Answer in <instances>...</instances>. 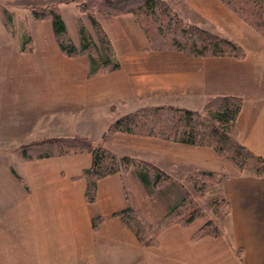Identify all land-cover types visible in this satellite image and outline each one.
Wrapping results in <instances>:
<instances>
[{
    "label": "crops",
    "instance_id": "crops-1",
    "mask_svg": "<svg viewBox=\"0 0 264 264\" xmlns=\"http://www.w3.org/2000/svg\"><path fill=\"white\" fill-rule=\"evenodd\" d=\"M171 7L178 14L168 22L178 21L181 27L188 21L217 31L229 17L251 32L259 31L222 0H179ZM62 13L73 42L80 46L82 23L73 36ZM165 13L99 12L97 20L121 67L95 74H90L87 54L68 57L61 51L54 31L49 40L32 34L25 49L23 40L0 39V264H264V174L243 170L207 146L121 131L104 138L114 114L142 106L200 110L211 96L237 94L243 98L238 138L264 159V39L248 43L250 58L208 50L199 54L162 35L159 16ZM82 26L95 34L92 22L90 27ZM53 65L57 71L50 70ZM102 112L104 119L113 121L97 137H89L95 143L104 142L115 152L120 146L142 148L150 152L145 158L159 161L154 163L160 167L166 162L180 165L177 173L193 167L224 174L222 195L230 203L225 232L194 240L203 219L188 226L173 223L158 234L155 245H144L117 213L129 205L139 211L144 208L145 218L155 223L168 207L162 213L156 210L157 202H131L125 176H130L143 198L147 196L135 172L101 178L96 201L89 202L83 172L93 164L91 152L38 159L19 154L21 145L51 135L86 136L91 132L62 129L65 118L80 124L83 115ZM91 126L85 122V127Z\"/></svg>",
    "mask_w": 264,
    "mask_h": 264
},
{
    "label": "trees",
    "instance_id": "trees-1",
    "mask_svg": "<svg viewBox=\"0 0 264 264\" xmlns=\"http://www.w3.org/2000/svg\"><path fill=\"white\" fill-rule=\"evenodd\" d=\"M174 1L176 0L78 1L79 9L82 12H88L90 20L99 36L98 42L81 25L79 30L81 35L80 46H77L73 42L59 5H34L31 12L36 19H49L51 21L56 41L66 56L73 57L87 54L90 58V74H95L119 69L121 62L115 56L110 38L94 13H92V9L100 10L108 15H119L126 12L138 14L141 11L147 12L150 10L162 13L163 11L169 12L172 9L171 3ZM222 1L245 21L264 34V0ZM0 13L6 26L14 32L11 11L7 7L0 5ZM181 29L186 33V39L183 44L190 46L191 50L196 53L203 54L208 50L215 54L245 56L244 49L235 41L204 26L186 22L182 25ZM23 42V49H25L28 48L26 47V43L31 44L32 39L25 37ZM242 104V96L228 94L211 96L202 110L184 107L142 106L115 119L108 126L104 138H108L113 133L121 131L160 136L174 142L189 145L207 146L211 147L219 155L233 160L241 169H253L258 175H263L264 159L253 153L238 138L237 117L241 111ZM166 108L173 111L170 115L172 116L171 118H166L164 114H161V112L166 111ZM164 122L170 123L165 124ZM78 151H89L93 156L92 166L86 168L83 172V177L87 184L86 197L89 202L96 201L97 183L101 178L128 171L130 163L134 159L140 160L141 163L145 164L143 166L146 168L138 169L135 172L141 178L146 188L157 186L162 179L171 176L166 169L161 168L154 162L129 154L118 155L111 148L107 147L104 142L95 143L91 138L78 134L45 137L23 144L21 147V155L28 159L51 157ZM147 168H150V170H147ZM151 170L154 173L150 172ZM14 172L17 174L16 171ZM188 174L190 178L201 183L197 193L204 191L203 188L206 181L216 183L218 181L222 182L225 179V175L220 172L198 168H188ZM154 175L155 178L153 180ZM18 177L25 183L22 176L18 175ZM186 196L169 209L167 215L161 222L155 224L154 228L139 216L132 205L119 211L117 214L135 232L144 245H155L157 243L156 235L162 228L173 223H181L183 226H188L192 221L205 216L206 209L204 208L207 206L197 205L196 201L193 202L192 198H189L191 200H186ZM209 206L211 208L208 207V209L213 210L221 220L225 215L224 211L222 212L223 208L227 213L230 210V203L225 196L212 200ZM210 214L211 219H209L205 228L200 229L194 235L195 239L205 234L222 235L225 232L224 224L222 222L221 224L215 222L211 212Z\"/></svg>",
    "mask_w": 264,
    "mask_h": 264
},
{
    "label": "rangeland",
    "instance_id": "rangeland-1",
    "mask_svg": "<svg viewBox=\"0 0 264 264\" xmlns=\"http://www.w3.org/2000/svg\"><path fill=\"white\" fill-rule=\"evenodd\" d=\"M78 1H82V0H0V5L7 7L11 11V13L13 15V23H14L13 28H14V30L16 29V31H17L16 33H14L10 30V28H8L6 26V23L3 19V16L0 13V39L3 38V40H5V41L14 42L15 40L20 41V40H23L25 37H30L33 40L32 34L42 35V39H46V38L48 40L52 39L53 30H52L51 21H49V19H44L47 21H44V24H43L44 26L41 28L39 26L40 25L39 23H41L42 20L36 19L32 15V12H31V9L34 5L47 6L50 4H54V5L57 4L60 6V10H61V12L63 10L64 15L66 17V20L68 21V24L71 28L72 35L75 36L76 30L78 29L77 24H79V26H80L81 23H82V25L84 23V25L88 26V27H90L89 25H91V21H90V17H89L88 12H82L79 9L78 4H77ZM91 11H92V13H94L96 18L99 17V12H102L100 10H95V9H92ZM151 11L152 10L147 11V12H151ZM163 12H165V11H163ZM169 12H171V14H169L167 12V15L165 13L164 15L159 16V20H160L159 30L163 36L167 35V37H169V42L172 39H175V41H178L179 43H183L186 39V33L182 32L180 30L181 29L180 22H176V21H174V23L168 22L169 21L168 19L175 18V16H177L178 13L176 12L175 8H172ZM159 13H160V11H159ZM173 15H175V16H173ZM143 19L146 20L147 18L143 17ZM184 23H185V21H184ZM182 25H184V24H182ZM204 27H206V26H204ZM73 28H74V30H73ZM206 28H208V27H206ZM93 29H94L93 31L95 33L94 35H92L89 31H88V33L93 38L95 37V40L99 42V36H98L97 31L95 30L96 28L93 27ZM68 31H69V29H68ZM214 32H217L218 34L226 36L230 39L235 38L234 41L242 46V48L245 51V55H247L249 58L252 57L253 53H252V50L248 47V43H252L254 41H259L261 39H264L263 33H261L263 35L262 36L259 31L256 32V30H252V32H251L243 26L234 24L232 19L229 17L225 18V20L219 25V29L217 31H214ZM69 34H70V32H69ZM1 35H2V37H1ZM70 36H71V34H70ZM49 42H51V41H49ZM48 44L49 43L47 42V45ZM49 50H50V52L53 50L51 48V45H50ZM227 55L235 56L232 54H227ZM235 57L243 58V57H239V56H235ZM50 70L51 71H57V68L53 65V67H51ZM218 95H228V94H218ZM234 95H237V94H234ZM201 109H203V107ZM172 112H173L172 110H169L166 108V111L161 112V114H164V117H166V118H171L172 116H170V115ZM105 113L106 112H102L99 114L97 113L93 117H88L85 114V115H83V118L80 119V124H76V123L74 124V123L69 122V118L67 117V118H65L66 124L62 127V129H70V130L74 129L77 131L79 130L78 131L79 133L87 131V132H91V133H86V136H88V137L96 136L97 137L98 136L97 133L100 129H104L106 125H109L113 120L117 119L119 116L117 114H114L113 120H111V117L104 119L103 115ZM90 115H92V114H90ZM59 118H60V116L57 117V119H59ZM50 122H51V120H50ZM85 122H86V125L91 124L92 125L91 128L85 127ZM164 123L169 124L170 122H164ZM52 130L53 129L51 127L50 132ZM138 134H140V133H138ZM141 135L149 136L147 134H141ZM51 137H55V136L51 135ZM152 137H157V136H152ZM158 137L165 139V138L160 137V136H158ZM166 140H169V139H166ZM95 141H97V140H95ZM18 146H20V145H18ZM21 147H22V145H21ZM120 147H118L117 149L114 148L117 150L116 153L118 155L129 154V155H133L135 157L137 156L139 158L146 159V158H148V153H150L149 151H144L142 148H138V147L128 146V150L120 149ZM18 150H19V154H20L21 148L19 147ZM118 152H120V153H118ZM150 156L151 155H149V157ZM154 161L159 163V161H156V160H154ZM162 164L163 165L161 168L166 169L168 171V173H170L171 176L168 178L162 179V181L157 186H154L151 188H146V186L142 182L141 178L135 172V171H138V169L146 168L145 166H143L145 164L141 163L140 160H135V159L130 163L128 171L132 170L133 172H135L134 175H135V178H137L136 181H137V183H139L140 189H144L147 192V196H148V198H147V196H145L143 198L141 195V191L137 190V188L134 187V184L130 180V176H125L126 177L127 193H128L130 200L133 204L137 205V204H139V202L141 200L143 201L142 205H148L147 202H149V203L157 202V203H155L156 210H158V211L161 210V212L164 213L166 210L165 208L168 207V211H167V213H168L169 209H171L173 206H175L176 203L180 202L187 195L186 200H191L189 198H192L193 202L196 201L197 205L207 206L206 208H204V209H206L205 216L199 218V219H203L205 221L204 226L202 228H205V226L209 222V219H211L210 218L211 217L210 212L212 213V217L214 218L215 222H217L219 224H221V222H222L224 224L225 218L227 217V214H228L227 212H225L224 208H223L222 212L224 211L223 213L225 215L223 216L222 220L213 212V210L208 209V207H210L209 205H210V202L212 200L223 196L222 190H221V185H223V183L221 184V181H218L216 183L213 181L212 182L206 181L205 186L203 188L204 191L197 193L199 185L201 183H200V181L199 182L195 181L193 178L189 177V174L187 171L188 168H186V171L183 170L184 172L179 171V173H177L178 172L177 170H180V168H179L180 165H176L175 163H170V162H166L165 164L164 163H162ZM189 168H193V167H189ZM147 170H150V168H147ZM251 170H253V169H251ZM150 172L154 173L153 170H151ZM154 178H155V175L153 177V180H154ZM179 189H180V191H179ZM134 208H135L136 212L139 214V216L147 224L151 225L152 228L155 227L154 226L155 224H157L158 222H161L162 219L167 215V213H165L161 219L157 220V222L151 223L144 216V213L146 215H148L145 212L144 208L142 209V211H139V209H137L135 206H134ZM146 211L149 212V209H146ZM196 220H198V219H196ZM168 226H170V225H168ZM168 226H166V227H168ZM166 227H164V228H166ZM164 228H162L160 231L158 230L159 232L156 235L157 237H158V234ZM193 239L196 240L194 238V236H193Z\"/></svg>",
    "mask_w": 264,
    "mask_h": 264
}]
</instances>
